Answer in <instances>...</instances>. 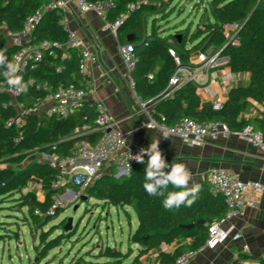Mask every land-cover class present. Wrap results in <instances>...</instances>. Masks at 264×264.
Masks as SVG:
<instances>
[{
  "label": "trees",
  "instance_id": "trees-1",
  "mask_svg": "<svg viewBox=\"0 0 264 264\" xmlns=\"http://www.w3.org/2000/svg\"><path fill=\"white\" fill-rule=\"evenodd\" d=\"M141 1L113 0L114 5L107 19L112 21L122 14L126 15L119 27V38L127 43L130 34L135 36L131 43L135 47L136 64L131 77L138 96L143 101H153L154 118L169 125L184 117L204 122L220 120L232 131H240L251 124L264 137V0H212L203 7L195 28L190 24L176 33L166 32L158 24V16L167 19L173 12L172 0ZM44 2L0 0V26L13 34L21 33L27 18L42 9L41 19L27 43H50L49 47L42 49L40 60H28L25 70L19 73L29 85L26 94L21 93L14 101L9 93L0 92V204L13 198L22 207L27 206L35 225L40 228L64 212V207L57 208L54 213L50 211L53 195L63 194L64 191L54 186L57 169L48 162L30 160V156L37 152L69 155L79 141L95 143L100 137L99 132L86 133L84 129L85 125L94 128L97 117L95 102L89 100L67 117L46 114L40 117L30 113L25 116L22 127L7 124L20 114L17 103L25 109L38 108L49 92L61 83L89 89V76L79 70L80 56L68 45L64 14L59 9L45 8ZM130 3L136 5L133 11L129 10ZM196 6L198 9L201 7ZM234 24L239 25L238 45L228 43L225 29L226 25ZM20 47L10 42L5 33L0 35V50H6L10 61ZM211 47L221 51V56L227 58L225 65L233 72L248 73V83L232 87L219 109L214 108L213 101L200 98L199 85L194 81L182 83L169 94V84L177 69L180 66L195 68L191 57ZM171 48L177 51L181 65L176 63ZM3 73L4 69H0V81H7ZM253 103L262 107L260 115L245 116ZM147 159L145 156L144 163L136 161L129 176L124 179L117 181L106 174L88 186L85 192L89 198L106 205L134 209L138 226L130 234L129 241L140 248L132 264L140 263V258L151 251L158 253L161 264H173L181 254L205 245L209 225L225 215L227 204L223 195L214 192L206 181L200 185L198 199L191 207L165 210L163 197L150 196L143 188ZM32 184L40 186L43 198L36 191H25ZM180 190L169 185L165 194ZM37 209L40 214L36 213ZM67 222L68 218H65L40 234L35 249L41 260L47 258L64 239L76 233L65 229ZM59 230L60 233L53 236ZM15 235L18 237V232ZM175 242L177 247L173 252L161 249L162 244L172 245ZM99 256L113 259V264H123L130 254L117 247L106 246L101 248ZM243 258L252 257L244 255ZM259 262L264 264V258H260Z\"/></svg>",
  "mask_w": 264,
  "mask_h": 264
},
{
  "label": "built area",
  "instance_id": "built-area-1",
  "mask_svg": "<svg viewBox=\"0 0 264 264\" xmlns=\"http://www.w3.org/2000/svg\"><path fill=\"white\" fill-rule=\"evenodd\" d=\"M211 1L202 0V3L207 4ZM141 2H146V0H142ZM73 4L82 12H95L97 15L103 17L104 29L110 31L116 38L119 37V27L126 15L122 14L112 21L107 19V14L114 5L113 0H51L45 6V8L59 9L64 14L63 23L68 28V45L78 52L80 56L79 70L82 74L87 75L90 64L97 60V56L91 52L85 38L68 27L66 14ZM159 5H161V1H159ZM135 6V3H130L129 10L133 11ZM41 16L42 9L34 11L27 18L24 30L21 33L13 34L6 31L4 26H0V35L5 33L11 41L13 40V43L21 45L12 59L13 62L20 65L21 72L25 70L28 60H40L42 58V49L50 46V43L47 41L37 45L27 43ZM225 29L229 38L228 43L232 42L238 45L237 32L239 25H226ZM119 51L131 73L136 64L134 45L131 42H127L120 46ZM170 52L174 56L176 63L181 65V59L177 51L171 48ZM226 61L227 58L221 56V51L212 47L208 51L195 53L191 57V62L196 67L180 66L171 78L169 94L174 92L175 87L180 86L186 81H194L199 86L203 82L209 81L211 71L220 68V66H226ZM235 75L236 73L227 67L221 74V81L224 84H230L234 80ZM130 84L134 89L135 83L132 77ZM0 92L9 93L14 98V101H17V98L21 95V93L17 94L14 89L10 88L7 81H0ZM94 94L95 89L93 87L84 89L78 88L74 84L66 85L61 83L56 89L49 92L38 108L25 109L21 104L17 103L16 105L20 114L7 124L8 126L16 124L22 127L25 123V116L30 113L40 114L43 112L48 116L67 117L83 106L88 97ZM224 100L223 98L213 100L214 108H221ZM45 103H48V105L44 107ZM95 105L97 110L95 127L91 128L85 125L84 129L86 133L89 131L99 132L100 137L98 141L92 143L88 140H81L76 144L73 153L65 156L57 153H41L40 161L50 163L58 171L54 180L55 188L64 191L63 194L55 193L53 195L51 213H54L57 208L66 207L71 201L80 200L82 195L86 194V188L103 175L107 174L117 181L124 179L129 176L136 162L133 156L141 148L128 145L126 134L119 128L118 120L109 112L108 107L103 101L96 100ZM141 105L154 115V103L152 100H142ZM86 120H88V117H86ZM147 127H159L168 134L178 137L189 146L202 145L208 136L228 135L232 131L223 121L210 120L204 122L191 117H184L172 125L159 122L154 118ZM237 133L242 139L249 141L264 152L263 134L260 130H256L253 125L248 124L242 130L237 131ZM207 179L213 191L223 195L227 204L226 213L221 219L209 225V235L204 246L198 250H189L181 254L173 264H189L199 252L206 248H215L230 237L233 240L241 239L242 234L236 232L233 224L227 228L224 225L242 216L249 202L247 200L249 193L259 196L264 192V185L260 181L245 182L229 168L213 169L208 173ZM40 190V186L34 184L26 189V191L36 192ZM251 203H255V201L253 200ZM36 213L40 214L41 212L37 209ZM248 248L247 245L244 247L245 250H248ZM161 249L164 252H168L170 246L164 243L161 245ZM240 264H260V262L259 260L255 262L246 261Z\"/></svg>",
  "mask_w": 264,
  "mask_h": 264
},
{
  "label": "crops",
  "instance_id": "crops-1",
  "mask_svg": "<svg viewBox=\"0 0 264 264\" xmlns=\"http://www.w3.org/2000/svg\"><path fill=\"white\" fill-rule=\"evenodd\" d=\"M44 1L47 5L51 0ZM66 18L68 27L83 36L91 52L97 56V60L90 64L87 74L90 79L89 87L95 89V94L88 97V100H100L106 104L109 112L118 120L119 128L126 134L129 146L147 148L152 140L159 139V147L167 163L171 165L174 161L186 164L194 174V182L199 185L208 181V173L216 168H229L245 182L260 181L264 185V152L242 139L237 131H231L228 135L208 136L202 145L189 146L159 127H147L154 120V115L142 107V99L131 87V73L119 51L120 46L126 42L105 30L104 18L95 12H82L73 4ZM9 41L13 43V40ZM224 67L227 68L220 66L213 69L210 80L199 86L198 93L202 100L226 99L232 87L248 83V73H236L232 83L224 84L221 81ZM47 105L45 103L44 107ZM261 110L260 105L253 103L244 115H260ZM40 192L41 190L37 192L38 195ZM247 200L249 202L242 216L224 225L227 228L233 224L242 238L233 240L230 237L215 248H206L189 264H233L236 260L255 262L264 258V192L259 196L249 193ZM253 200L255 203H251ZM5 223L4 226L9 224ZM136 225L138 226V218ZM246 245L248 250L244 249ZM131 246L134 247V253L127 264L133 263L140 248L134 243ZM169 246L168 252H173L177 244L175 242ZM244 255L252 258L244 259ZM158 257L156 251H151L142 256L137 264H161Z\"/></svg>",
  "mask_w": 264,
  "mask_h": 264
},
{
  "label": "rangeland",
  "instance_id": "rangeland-1",
  "mask_svg": "<svg viewBox=\"0 0 264 264\" xmlns=\"http://www.w3.org/2000/svg\"><path fill=\"white\" fill-rule=\"evenodd\" d=\"M172 1L173 12L167 19L158 16V24L171 33L183 30L190 24L195 28L205 6L202 0ZM196 5H200V9ZM29 159L41 160V152L31 155ZM40 197L43 198L41 192ZM70 217L73 218L71 231L76 233L64 239L47 258L41 260L35 249L40 234ZM5 222L9 224L4 226ZM136 223L137 215L132 207L106 205L92 197L88 201H71L58 218L40 228L35 225L28 207H22L20 202L11 198L0 204V264H113V259L99 256L101 248L106 246L117 247L123 253L130 254L123 263L127 264L134 253L129 234L135 231ZM60 231H55L53 236Z\"/></svg>",
  "mask_w": 264,
  "mask_h": 264
},
{
  "label": "clouds",
  "instance_id": "clouds-1",
  "mask_svg": "<svg viewBox=\"0 0 264 264\" xmlns=\"http://www.w3.org/2000/svg\"><path fill=\"white\" fill-rule=\"evenodd\" d=\"M0 69H4V76L10 88L17 94L27 93L29 85L19 73L21 67L18 63L10 61L6 50H0ZM167 138V137H165ZM160 140L154 139L147 148H141L133 156L138 163H144L147 156L143 188L150 196L163 197L162 204L165 210H178L181 206L191 207L198 199L201 186L194 182V174L184 163H167L159 147ZM130 167V165H129ZM166 169H170L166 171ZM191 181V186L189 182ZM171 185L180 191L165 190Z\"/></svg>",
  "mask_w": 264,
  "mask_h": 264
},
{
  "label": "water",
  "instance_id": "water-1",
  "mask_svg": "<svg viewBox=\"0 0 264 264\" xmlns=\"http://www.w3.org/2000/svg\"><path fill=\"white\" fill-rule=\"evenodd\" d=\"M179 38H180V36H179ZM135 40V36L133 35V34H130L129 36H128V41L129 42H132V41H134ZM37 115H39L40 117H42V116H44V113L42 112V113H36ZM82 200H84V201H88L90 198H89V196L87 195V194H84V195H82V198H81ZM76 208H78V206H76ZM201 222L203 223L204 221L203 220H201ZM72 228H73V218H69L68 219V222H67V224H66V226H65V229L67 230V231H71L72 230ZM241 262L239 261V260H236V261H234V263L233 264H240Z\"/></svg>",
  "mask_w": 264,
  "mask_h": 264
}]
</instances>
